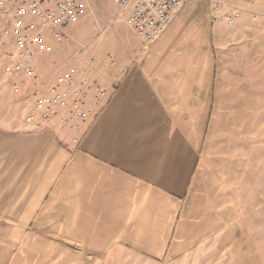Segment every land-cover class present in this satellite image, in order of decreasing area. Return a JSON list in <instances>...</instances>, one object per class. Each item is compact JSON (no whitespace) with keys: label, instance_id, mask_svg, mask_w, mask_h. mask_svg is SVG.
I'll return each instance as SVG.
<instances>
[{"label":"crops","instance_id":"1","mask_svg":"<svg viewBox=\"0 0 264 264\" xmlns=\"http://www.w3.org/2000/svg\"><path fill=\"white\" fill-rule=\"evenodd\" d=\"M210 35L208 21L180 10L149 48L135 36L137 54L126 49L116 60L108 55L98 67L89 64L85 77L104 87L108 97L85 123L74 118L66 124L57 119L11 124L5 107L0 116V218H19V225H26L28 217L50 215L58 206L59 144L47 143L53 137L79 148L68 166L67 185L76 184V173L82 171L83 210L100 218L95 230L101 236L90 239V248L102 250L118 232H134L139 216L155 215V186L164 192L181 189L191 167L188 155L199 152L201 167H209L219 129L251 112L250 77L212 67ZM2 88L1 103L10 106L11 92ZM23 108L27 118L30 106ZM60 113L67 114L64 109ZM236 248L244 249V258L253 253L252 259L262 264V252L254 249H264V238L257 241L243 231Z\"/></svg>","mask_w":264,"mask_h":264},{"label":"rangeland","instance_id":"2","mask_svg":"<svg viewBox=\"0 0 264 264\" xmlns=\"http://www.w3.org/2000/svg\"><path fill=\"white\" fill-rule=\"evenodd\" d=\"M89 4V14L70 30L68 40L39 57L38 76L45 84L70 67L84 71L89 64L98 67L108 55L116 60L118 53L125 56L123 50L140 51H135V35L110 0ZM180 10L208 21L212 67L228 68L237 78L250 77V114L219 129L209 167L202 168L199 152H191L181 189L164 192L155 186L156 214L139 216L130 226L134 232H118L102 250L89 247L92 237L101 236L100 218L83 210L82 171L76 173V184L67 185L68 166L76 161L79 148L68 147L62 137L48 139V144H59L56 182L61 200L50 215L28 217L26 225L20 226L19 218H0V264H260L253 253L244 258L236 240L243 231L257 241L264 238V0H188ZM230 12L240 14L234 27L225 24ZM2 26L0 16V35ZM16 83L21 86L15 88ZM0 86L11 92V105L3 106L0 89V116L8 107L9 123L27 122L23 107L29 105L23 96L30 82L0 69ZM168 210L171 214L165 216ZM254 250L262 252L264 264V249Z\"/></svg>","mask_w":264,"mask_h":264},{"label":"built area","instance_id":"3","mask_svg":"<svg viewBox=\"0 0 264 264\" xmlns=\"http://www.w3.org/2000/svg\"><path fill=\"white\" fill-rule=\"evenodd\" d=\"M187 1L110 0L145 48L165 34ZM214 6L218 7V3ZM89 12V0H0V69L8 77L22 76L30 82L31 88L23 96L30 106L28 123L57 119L66 124L74 118L85 123L95 107L108 97L104 87L91 82L85 72L76 68L62 71L48 84L38 76L39 57L67 41L70 30ZM239 17V12L228 13L226 26L234 27ZM61 109L67 112L66 116L60 113Z\"/></svg>","mask_w":264,"mask_h":264}]
</instances>
